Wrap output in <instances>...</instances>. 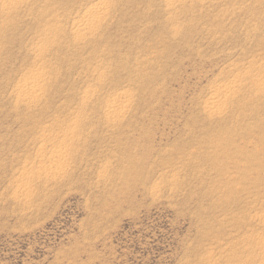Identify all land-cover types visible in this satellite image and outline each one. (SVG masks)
Returning <instances> with one entry per match:
<instances>
[{
  "label": "rangeland",
  "instance_id": "374dc122",
  "mask_svg": "<svg viewBox=\"0 0 264 264\" xmlns=\"http://www.w3.org/2000/svg\"><path fill=\"white\" fill-rule=\"evenodd\" d=\"M98 1L114 10L90 49L71 29ZM164 1L25 0L12 14L0 48V264H264V93L207 111L226 80L264 74V0ZM48 28L55 40L38 58ZM34 70L44 90L23 102L15 87ZM125 90L131 105L107 126L103 104ZM81 109L84 136L49 175L63 122Z\"/></svg>",
  "mask_w": 264,
  "mask_h": 264
},
{
  "label": "bare ground",
  "instance_id": "6f19581e",
  "mask_svg": "<svg viewBox=\"0 0 264 264\" xmlns=\"http://www.w3.org/2000/svg\"><path fill=\"white\" fill-rule=\"evenodd\" d=\"M92 1H94V0H92ZM182 1H186V0H165L164 3H165L166 8H168L169 10L170 9L174 10L178 6L177 4H179ZM190 1H198V0H190ZM23 2H25V0H0V48L3 47L5 44L7 45V43H8L6 41L7 40L6 39L7 33L5 31L8 28H10V25L12 24V21H11L12 14H14L17 11V8H18L17 6H20V4ZM32 5H34V4H32ZM113 8L114 7L112 5H110L107 2H103V1H98L94 4H91V5H88V6H85L84 8H82L80 11L81 15L79 14L80 17H78L77 19L74 20L73 27L71 29V32H72V35H74L75 41L78 44L81 43V45H84L86 47L88 44H93L96 41V39L99 40L100 38L99 39L97 38V36H98L97 33L99 32V33L103 34V32H101L102 27H103V25L105 27V24L107 22V18H109V14L112 12V10H114ZM117 8H118V6H117ZM115 10L117 11V9H115ZM166 18H169L168 23L174 22V19H171L170 17H166ZM104 27H103V29H104ZM106 27H107V25H106ZM179 30H180V27H178V26H174V27L170 28V32L172 35H174V37L179 32ZM49 33H51L50 29L49 30L44 29V30H42L41 34H39L40 37H42V39H40V40H44L45 44L39 46L36 49V51H37L36 53H37L38 58H42L44 56V54L47 53L46 52L47 45L49 46V44L52 43L51 38H53V37L50 38ZM54 36H55V34H54ZM98 37H101V36H98ZM103 37H101V38H103ZM170 37L172 38V36H170ZM56 38H57V35H56ZM101 42H102V40H101ZM96 45L99 46V43L97 41H96ZM89 47L91 49V46H89ZM86 48H88V47H86ZM258 70L259 69H255L253 71H247V72H240L238 75H235L233 77L232 81L226 80L227 84L225 82V84L216 88L215 91L210 95V102H209V106H208V110H207V111H209V115H215V116L222 115L224 113L225 108L227 107L226 105L229 103L231 104L233 101H235V99L237 97H239V95L242 96V93L245 92L246 90L249 91V93L253 95L252 99L255 98V101L259 100L260 98L258 99V98H256V96H258L260 93L261 94L264 93V74L263 75H256ZM103 75H104V72H98L97 73V77H99V78L103 77ZM45 82H46V80L44 79L43 71L42 70H34V71H32V73H30L28 78H26L25 80H22L21 82H19L16 85L15 92L17 93V95H19L20 99L23 102H32L41 96L42 91L44 90ZM243 95H244V93H243ZM242 97H244V96H242ZM131 98H132V94L130 93V91L125 90V91L121 92L117 98L108 100L107 102H105L103 104L104 105L103 107L105 108V110H104L105 122L104 123L107 126L116 125L118 122H120V118L125 114L127 108H129L131 105ZM237 101H238V99H237ZM245 101H246V98H245ZM257 103H259V102H257ZM262 103H263V100H262ZM230 104L228 105V109L230 108ZM235 104H236V101H235L234 105ZM234 105H233V107H235ZM242 105H243V102H242ZM82 106H84V104ZM252 106H253V104H252ZM260 106H262V105H260ZM260 106L257 105L258 108ZM236 107H239V106L237 105ZM241 108L242 107H240V110H241ZM245 108H249V107L247 106ZM253 108L256 109L255 107H253ZM253 108H251V109H253ZM254 109L252 111H254ZM243 110L244 109L242 108L241 111H243ZM226 111H227V109H226ZM233 111H234V108H233ZM255 111H257V109ZM81 112L83 113V109H81L79 111L77 118H76L77 121H75V123L73 122L72 124H70V126H69V123L63 122V124L66 125V127L64 128L63 131H61L62 132L61 135L57 136V139H55L54 144L52 145L53 146L52 154H51L50 159L48 160V161L52 160V162H54V166H56L54 170L53 169L49 170V173H48L49 175H58L60 173V171H61V169L65 163V158L67 160L68 150H70L73 145H77L78 143H80L81 138L84 136L83 131H84L86 126L84 125V122L83 123H81V122L83 120H85V117L82 116L83 114ZM259 112H261V111H259ZM235 113H236V111H235ZM239 113H240V111H239ZM259 119L260 118H258V122H261V120L259 121ZM256 121H257V119L255 120V122ZM258 122L256 123L257 125H258ZM55 124H59V123H55ZM48 128H49L48 131L53 130L52 127H48ZM258 138H262V137L258 136ZM84 139H85V137H84ZM248 139H249V137L246 140L248 141ZM254 139H256V137L252 139V141H253V142H251L252 145H254V142L258 141V140H259L258 144L263 145V142L261 143L260 139L255 140V141H254ZM71 143H72V145H71ZM251 143H249V144L251 145ZM247 144H248V142H247ZM52 146H51V148H52ZM261 147H263V146H261ZM39 149L40 150H47L48 145L46 143H45V145L42 144V145H40ZM256 149H257V147H256ZM257 150H254V152ZM259 152L261 153V152H263V150H261ZM253 155H255V154H253ZM260 155L262 156V154H259V159H258L259 161H260V157H261ZM249 156L251 157L252 154H250ZM255 157H257V156H255ZM262 157H264V156H262ZM261 162H263V161H261ZM259 168H261V167L259 166ZM259 174H260V172H259ZM21 177H23L22 179H25L24 178L25 176H21Z\"/></svg>",
  "mask_w": 264,
  "mask_h": 264
}]
</instances>
